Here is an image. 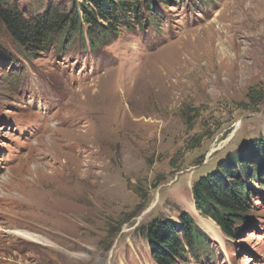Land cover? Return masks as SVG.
Segmentation results:
<instances>
[{
  "label": "rangeland",
  "instance_id": "rangeland-1",
  "mask_svg": "<svg viewBox=\"0 0 264 264\" xmlns=\"http://www.w3.org/2000/svg\"><path fill=\"white\" fill-rule=\"evenodd\" d=\"M11 1L27 15L71 3ZM156 12L158 27L122 26L95 51L77 38L0 67V264H153L145 227L181 211L220 250L186 264H264V192L253 225L229 239L192 191L264 142V0H171ZM0 41L11 48L1 25Z\"/></svg>",
  "mask_w": 264,
  "mask_h": 264
},
{
  "label": "trees",
  "instance_id": "trees-1",
  "mask_svg": "<svg viewBox=\"0 0 264 264\" xmlns=\"http://www.w3.org/2000/svg\"><path fill=\"white\" fill-rule=\"evenodd\" d=\"M171 0H71L66 8L50 4L38 14L27 15L15 1L0 0V25L11 39V48L0 41V67L34 60L56 47L64 51L77 38L86 37L93 51L119 35L122 26H159L156 12ZM16 65V64H15ZM24 70V69H23ZM9 78V77H4ZM19 84V83H17ZM19 89V88H16ZM193 198L202 216L211 218L230 239L253 225V200L264 192V142L255 140L221 160L193 183ZM154 264H182L215 258L212 241L188 212L177 219L160 218L144 230Z\"/></svg>",
  "mask_w": 264,
  "mask_h": 264
},
{
  "label": "bare ground",
  "instance_id": "bare-ground-1",
  "mask_svg": "<svg viewBox=\"0 0 264 264\" xmlns=\"http://www.w3.org/2000/svg\"><path fill=\"white\" fill-rule=\"evenodd\" d=\"M185 44V43H184ZM36 171V173H37V169H35ZM90 170V169H89ZM88 172V171H87ZM44 177V176H43ZM42 176H41V178H43ZM49 177V176H48ZM55 177V176H54ZM46 178V177H45ZM50 179V178H49ZM6 182V181H5ZM7 182H8V180H7ZM49 183H52L53 184V181H50ZM51 185V184H50ZM25 188V187H24ZM14 192V191H13ZM23 192H25V190L23 191ZM26 192H28V191H26ZM31 192V191H30ZM23 194V193H22ZM24 195V194H23ZM26 195V194H25ZM27 195H30V194H27ZM1 196V195H0ZM26 197V196H25ZM25 197H18V198H13V201H14V203H15V205L17 206V207H19V208H21V209H25V208H27V209H29V207H32L31 205H34V206H36L37 204H36V202H35V199L33 198V199H27V198H25ZM26 210V209H25ZM216 227V226H215ZM213 229V228H212ZM15 232L17 233V234H19V235H22V236H24V237H27V238H30V239H33V240H39V239H41V238H39L38 237V235H36L35 233H32V232H24L23 230H15ZM41 237V236H40ZM43 239V238H42Z\"/></svg>",
  "mask_w": 264,
  "mask_h": 264
}]
</instances>
